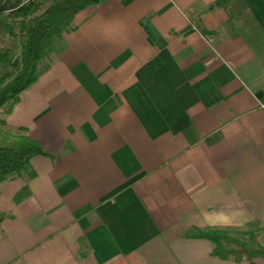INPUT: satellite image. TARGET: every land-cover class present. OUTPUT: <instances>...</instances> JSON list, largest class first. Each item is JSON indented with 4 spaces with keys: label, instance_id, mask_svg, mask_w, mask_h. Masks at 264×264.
I'll list each match as a JSON object with an SVG mask.
<instances>
[{
    "label": "crops",
    "instance_id": "obj_1",
    "mask_svg": "<svg viewBox=\"0 0 264 264\" xmlns=\"http://www.w3.org/2000/svg\"><path fill=\"white\" fill-rule=\"evenodd\" d=\"M108 0L46 45L9 116L50 156L0 184V264H264V0ZM252 238V237H250Z\"/></svg>",
    "mask_w": 264,
    "mask_h": 264
},
{
    "label": "trees",
    "instance_id": "obj_2",
    "mask_svg": "<svg viewBox=\"0 0 264 264\" xmlns=\"http://www.w3.org/2000/svg\"><path fill=\"white\" fill-rule=\"evenodd\" d=\"M48 1H51L50 5ZM106 1L0 0V32L19 40L21 46L20 54L11 48L0 47V65L11 69L0 76V116L11 115L21 103L23 94L37 83L47 43L71 32L78 13ZM232 1L218 0L217 7ZM20 132L14 134L0 118V184L25 173L34 157L50 156L27 135V129ZM6 220L7 216L0 211V233ZM189 237L211 241L215 245L213 255L223 261L242 263L264 258V246L243 239L254 237V234L240 237L219 229H196Z\"/></svg>",
    "mask_w": 264,
    "mask_h": 264
},
{
    "label": "rangeland",
    "instance_id": "obj_3",
    "mask_svg": "<svg viewBox=\"0 0 264 264\" xmlns=\"http://www.w3.org/2000/svg\"><path fill=\"white\" fill-rule=\"evenodd\" d=\"M51 4V1H48V5ZM43 12V11H42ZM40 12V14L42 13ZM0 47L4 48H11L17 52V54H20L21 46L19 43V40H13L9 36L5 35L3 32H0ZM11 69L5 66L0 65V76L7 72L10 71ZM232 235L235 236H240L242 237L243 233L242 232H229ZM247 243H252L254 241H258L256 236L250 238V237H244L243 238Z\"/></svg>",
    "mask_w": 264,
    "mask_h": 264
}]
</instances>
